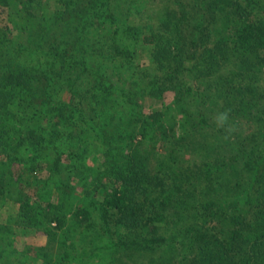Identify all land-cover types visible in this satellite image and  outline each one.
Returning a JSON list of instances; mask_svg holds the SVG:
<instances>
[{
  "label": "trees",
  "instance_id": "16d2710c",
  "mask_svg": "<svg viewBox=\"0 0 264 264\" xmlns=\"http://www.w3.org/2000/svg\"><path fill=\"white\" fill-rule=\"evenodd\" d=\"M27 1L30 5L35 0ZM114 1L58 0L62 8L52 13L51 23L65 22L64 42L58 43L57 37L55 43L44 45L26 38L8 49L0 41V52L13 55L6 69L0 63V204L13 199L19 204L22 225L38 226L44 212L60 209L62 202L42 204L48 179L39 175L40 166L45 164L51 175L78 174L79 159L97 141L107 158V171L122 185L97 199V235L91 225L87 227L85 233L93 235L89 239L92 247L83 254L115 256L122 248L152 249L178 242L182 264H264V147L240 148L239 153L231 151L230 157L219 151L211 158L207 149L205 155L198 156L195 152L199 147L186 154V132L169 136L163 124L154 128L138 109L139 91L129 92L122 79L116 86L96 71L100 65H94L98 54L113 59L123 54L132 67L135 49L124 48L119 42L126 37L135 45L156 46L153 56L165 70L166 79L159 83L158 74L149 79L145 87L148 94L176 89L181 66L189 59L197 72L188 91L196 90L215 106H220L217 96H223L224 106L231 112L252 107L260 97L264 71V0H202L204 9L225 12L221 26L214 29L212 43L203 51L198 50L199 41L213 34L204 15L191 28L189 20L195 15L185 9H169L158 31L154 25L148 31L128 23L122 28ZM7 2L0 0V5ZM141 2L131 0L128 11L138 9ZM106 28L112 41L107 53L103 44L98 50L90 42L98 40L95 32L100 34ZM1 31L0 36L5 33ZM230 60L233 74L206 80L220 61ZM82 78L89 86L85 90L79 88ZM113 86L121 92V100L117 99L123 107L120 119L133 125L132 129L116 126L114 131L111 118L104 116ZM176 90L180 100L185 92ZM199 125L194 124V131ZM152 140H160L162 146L157 148ZM161 147L167 150V161L152 172L151 156ZM67 155L77 161L65 165ZM76 216L87 224L94 217L87 208L79 209ZM183 218L190 221L183 223ZM54 219L61 223V218ZM4 229L0 226V232ZM4 238L0 239V256L8 250L9 242L1 241ZM115 260L120 261V257L115 256Z\"/></svg>",
  "mask_w": 264,
  "mask_h": 264
},
{
  "label": "rangeland",
  "instance_id": "374dc122",
  "mask_svg": "<svg viewBox=\"0 0 264 264\" xmlns=\"http://www.w3.org/2000/svg\"><path fill=\"white\" fill-rule=\"evenodd\" d=\"M130 1H114L117 4L114 10L117 11L120 17L117 23L122 28L128 23L142 27V29L148 31L149 27L154 25V30L158 31L159 26H161L162 17L166 15L165 12L169 9H177V11L185 9L192 16L195 15L194 18L196 17V19L190 17L189 20L191 28L197 22V18L204 15L207 20L206 23H210L212 26L211 30L213 34H211V37H206L205 40L199 41L198 50L200 51H203L207 45L212 43L214 35L217 32L214 29L221 26L225 16V12L222 10L215 11L213 10L214 7L209 10L204 9L202 0H142L138 9H135V7V10L128 11V6L131 4ZM61 8L62 5L58 0H35L30 5L27 0H8L7 4L0 5V31H5V33L1 34L0 41L5 42L4 47L8 49L26 38L29 41H33L34 39L41 41L44 45H47L49 41L55 43L57 37L58 43L64 42L65 38H67L65 36L68 30L65 22L58 21L51 23L52 13ZM154 12H157L158 15H153ZM185 26L184 28L188 32H191L192 29L187 28V25ZM114 27L115 25L112 24L111 31H113ZM107 30V28L102 29V33L100 34L95 32V35H98V37L94 38H98V40L96 42L90 41L97 47L96 49L103 44L106 49L104 50L105 53L112 49L110 46L112 41L106 36V33L109 34L110 29ZM206 32L208 33L209 31ZM45 35V39H40ZM119 42L124 48L135 49V59L132 61L135 64L130 67V64L128 65L124 60L125 55L123 54L114 59V56H102L98 54L95 56L94 61L96 62L94 65L96 67L100 65V67L96 68V71L108 76L110 82L115 85L117 84L115 83L116 81L121 83L120 79L126 81L122 84L129 92L139 91L138 98L140 105L138 109L147 119L153 122L152 126L154 128L163 124L169 136H172V134L180 135L186 132L187 138L184 139V143H186L188 148L187 150L184 149L186 154L199 147V150L195 152L198 156L205 155L207 149V152L212 153L211 158L215 157L219 151L223 152V155L230 157L231 151L239 153L240 151L238 150L240 148L249 151L252 147L259 149L264 147V71L260 79L261 92L259 99H256V104L252 107H240L239 110L230 111V122L236 124L237 131L231 137L225 138L224 130L217 128L212 121L215 113L228 110L224 106L226 102L222 98L223 96H217L220 106H215L211 100L205 99L196 90L188 91L195 81L194 74L197 72V69H194L192 66V61L185 59L186 61L181 66L182 72L178 76L179 79H177L180 84L176 86V89H183L185 93L180 100L176 98V91L178 90L173 88L165 89L159 95L148 94L145 87L149 79L157 74L161 79L159 83L164 82V79H166L165 70L160 69V66L158 67L159 64L153 56L156 46L143 44L142 42H138L135 45L132 40L126 37L120 39ZM108 48L110 49L108 50ZM98 50H101V48ZM111 55L114 54L111 52ZM12 58V53L3 55L0 52V63L4 69L11 64ZM231 62L233 61L230 60L229 63L220 61V64L206 75V80L214 81L215 79L229 77V75L233 74L232 71L234 69V65ZM78 70L79 67L75 69V73ZM166 85L168 84L166 83ZM116 86L119 85L117 84ZM88 87V83L85 80L79 86V88H83L84 90ZM142 87L144 88L141 89ZM111 89L113 92L106 104V108L109 111L105 112L104 116L111 118L110 120L113 122L111 129L114 131L116 126H121L125 129L130 127L132 129L133 125H128L126 121L120 119V111L123 107L120 101L117 103V99L121 100L119 88L113 86ZM156 120L157 123H154ZM195 123L200 125L194 131ZM159 136L161 138V134ZM206 138V146H204L202 143ZM152 142L153 145H157V148L162 146L160 140H152ZM94 143V146L85 152L83 158L78 161L81 173L71 174V172H66L63 174L60 172L51 175L45 164L40 166L38 169L39 175L48 179L47 190L41 199L42 204L46 205L48 202L55 203L60 199L62 202L59 205L60 209L51 208V212L46 210L44 215L41 216L42 222L38 226L25 227L22 225L18 219L19 204L13 199L7 200L4 205L0 204V226L6 228L0 232V239L5 237L1 241L9 242L8 250L3 256H0V264H16L17 262L26 264H108L111 261L112 264L184 263V260L182 261L183 254H180L181 250L177 249L178 242H167L152 249L122 248L121 252L115 255L116 257H120V261H116L115 256L110 253L105 256L83 254V252L88 251L92 247V243L89 240L93 236L92 233L97 235L96 231L100 222L99 214L95 211L97 199H101L103 194L112 193L115 188L122 185V181L118 180L115 174L107 171L105 165L107 158L96 146L99 142L95 141ZM74 148L76 150L79 149L78 146H74ZM163 149V147L159 148L151 156L150 170L152 172L159 170L157 168H161L162 163L167 161V150ZM64 160L65 165L77 161L74 156L70 155H67ZM96 175L99 177L98 180L95 179ZM85 178L88 184H85ZM96 183L97 185L95 186ZM42 185H45V183H42ZM59 185H61V188H58ZM99 191H101L100 194L98 193ZM81 208L93 211L94 217L89 221L90 223H81L79 221L76 213ZM54 217L61 218V223L55 220ZM183 219V223L190 221L189 219ZM89 226L92 229L94 228L91 235L85 233ZM122 230L125 231L123 228ZM81 237H84V239ZM107 238L108 236L105 239ZM66 250L69 251L70 257H65Z\"/></svg>",
  "mask_w": 264,
  "mask_h": 264
},
{
  "label": "clouds",
  "instance_id": "9594fccd",
  "mask_svg": "<svg viewBox=\"0 0 264 264\" xmlns=\"http://www.w3.org/2000/svg\"><path fill=\"white\" fill-rule=\"evenodd\" d=\"M213 124L217 128H222L225 132V138L231 137L236 131L237 126L230 122V110L219 111L212 117Z\"/></svg>",
  "mask_w": 264,
  "mask_h": 264
}]
</instances>
